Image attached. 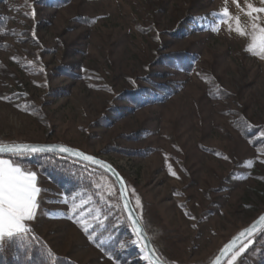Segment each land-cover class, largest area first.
I'll return each instance as SVG.
<instances>
[{
    "label": "rangeland",
    "instance_id": "rangeland-1",
    "mask_svg": "<svg viewBox=\"0 0 264 264\" xmlns=\"http://www.w3.org/2000/svg\"><path fill=\"white\" fill-rule=\"evenodd\" d=\"M34 1L0 0L10 32L0 36V144L64 143L108 160L162 253L175 264L207 263L264 210V153L233 125L242 114L264 124V59L247 48H264L257 32L264 11H256L264 0H70L38 8L37 27L28 6ZM190 14L201 26L187 24ZM177 50L198 55L194 72L160 63L159 55ZM66 68L76 75H60ZM149 79L175 92L129 109L123 92ZM211 80L230 95L215 97ZM102 116L108 126L97 124ZM114 146L151 151L137 157ZM0 159L37 173L38 215L26 223L54 251L79 264H117L85 231L97 215L89 195L68 199L37 165ZM101 179L116 196L114 182Z\"/></svg>",
    "mask_w": 264,
    "mask_h": 264
},
{
    "label": "trees",
    "instance_id": "trees-1",
    "mask_svg": "<svg viewBox=\"0 0 264 264\" xmlns=\"http://www.w3.org/2000/svg\"><path fill=\"white\" fill-rule=\"evenodd\" d=\"M69 1L70 0H38L30 2L28 6H30V9H32L31 16L32 18L34 17L33 20L35 21L36 27L39 22V20L36 19L38 8H45L46 6L59 8L66 5V3H68ZM188 17L190 18H188L189 20H187V24L191 25L190 27H194L195 25L201 26L200 24H198L200 18H197L192 14H190ZM80 20L90 21L88 17H83ZM6 24V17H1L0 36H5L10 33L6 28ZM257 32L260 33V36L264 37V31ZM35 33L32 37L34 41L39 42ZM169 33L171 34L172 32ZM182 33L188 32L184 28ZM249 46L247 48L252 53V55L264 59V48L262 49L260 46H252L250 48ZM158 57L160 58V63L162 65H166L171 68L188 73H192L195 71V62L198 59L197 54L192 53L188 50L169 51L159 55ZM0 65H2L1 60ZM42 67V63L33 64V69L40 74L45 73V70ZM67 74L74 76L76 75V72L70 70L69 68H66L63 70V72H61L60 75ZM147 81L149 83H147L146 86L135 87L133 90L123 92V98L130 104L129 109L132 110L134 108H140L147 104L157 103L175 92L172 85L155 81L153 79H149ZM211 81L213 86L211 87V93H213L215 97L225 98L230 95V92L227 91L218 82H216L215 80ZM55 93H58L59 96L64 95L60 92ZM32 110L34 111V109H31V111ZM111 111L112 115L114 116H117L120 113L119 110L115 108ZM97 124L108 126L110 124V120L107 116H102ZM233 125L243 139L247 140L253 148L262 150L264 153V124H255L249 118L242 114L241 117L237 118L234 121ZM128 137L131 136L128 135ZM202 148L204 150H207V152L216 154L218 156H224L223 152H221L220 150L206 147ZM114 149H116L115 152L117 153L135 155L137 157H146L151 151V148H149L150 150L139 149L138 152H130L129 150L118 148L116 146H114ZM4 156H10L11 158L16 159L22 165H37L42 174L47 176V178H49L56 186H58L65 192L68 199L72 198L73 193L78 192H81V194L85 196L89 195L93 199V204L95 206V210L97 211V215H95V217L92 219L89 231H87V235L89 237H92L91 242L93 245L97 246L105 255L114 258L117 264H150L149 262H144L140 258L139 248L132 243H129V240L132 237L134 238L135 235H132V226L124 211L118 185L107 172L79 160L55 153L34 155L15 154ZM251 167L253 166L251 165ZM232 175L234 176V172L232 173ZM102 177H105L114 182L117 190L116 196L108 195L105 192L103 187L104 182L101 179ZM144 226L156 251L161 256V258L168 264H175L162 253V251L159 249L152 236L150 235L145 224ZM239 231H237L236 233H238ZM117 237L119 238L118 243L116 242ZM225 243L222 244V247ZM217 253H215V255L211 257V260L217 255ZM211 260H209L205 264H208ZM0 264L79 263L75 260H72L66 255H62L54 251L43 237L32 230L25 235L7 239L6 244L0 247ZM233 264H264V229L248 241L247 250L241 255L237 256Z\"/></svg>",
    "mask_w": 264,
    "mask_h": 264
},
{
    "label": "snow or ice",
    "instance_id": "snow-or-ice-1",
    "mask_svg": "<svg viewBox=\"0 0 264 264\" xmlns=\"http://www.w3.org/2000/svg\"><path fill=\"white\" fill-rule=\"evenodd\" d=\"M249 7H251V5ZM256 11H264V9H256ZM226 12L227 9H225V13ZM255 27L256 25L254 24L253 28ZM253 41L255 43V37L253 38ZM252 46H254V44L249 47L251 48ZM52 148L53 146H47L46 148L41 146L25 145L23 147L13 146L7 149L0 147V152L8 151L13 154L20 155L25 154V152L37 154L52 150ZM60 150L64 153L73 151L70 147L65 146H60ZM76 152L77 156L82 157L84 161L111 170V165L106 162L99 160L92 155L80 152L79 150H76ZM169 167H171V165H169ZM171 174L174 176L176 175L174 171ZM117 179L121 181V184H124L123 178L119 177L118 174ZM42 191L43 190L38 187L36 172L23 170L11 159H0V242L5 241L6 238H15L32 231L26 222L33 221L38 215V195ZM137 205H139V200H137ZM128 212L133 225L132 235H142L136 227L137 220L131 207L128 208ZM260 220L264 221V216H261ZM85 231L87 232L89 229L85 227ZM251 231L252 229L248 228L241 232L238 237L234 238L230 243L224 246L221 250V255L224 253H230V250H235L236 240ZM89 239H92V237L90 236ZM144 239L146 240V238ZM116 242H119L118 237L116 238ZM131 243L133 245L137 244L139 243V240H132ZM144 247H147L146 243ZM247 248V241L241 243L239 250L235 251V255H232L231 260H229V264H232V261L235 260L241 253L245 252ZM219 261L220 257L218 256L216 258V264H219Z\"/></svg>",
    "mask_w": 264,
    "mask_h": 264
},
{
    "label": "water",
    "instance_id": "water-1",
    "mask_svg": "<svg viewBox=\"0 0 264 264\" xmlns=\"http://www.w3.org/2000/svg\"><path fill=\"white\" fill-rule=\"evenodd\" d=\"M25 145H29V146H41V147H46L47 146H53L52 150L49 151H45L42 153H37V154H44V153H55V154H59V155H63V156H67L70 157L72 159H76L79 160L81 162H84L86 164H89L91 166L97 167L105 172H107L117 183L118 188H119V193H120V197H121V202L124 208V211L126 213V216L129 220V222L131 223V219L129 217V212H128V208L131 207L134 213V216L137 220V224L136 227L139 229L140 233H142V235H135L137 240H139V244L142 248V250L144 251L145 257L147 258V260L149 261L150 264H168L167 262H165L161 256L158 254V252L156 251L150 236L136 210V208L134 207L130 194H129V188L127 185V182L125 180V178L122 176V174L120 173V171L108 160H105L104 158L100 157V156H96L90 153H87L79 148L76 147H72L70 145L64 144V143H36V142H23V143H10V144H0V147H3L4 149H7L9 147H13V146H17V147H23ZM60 146H65V147H70L71 149H73V151L64 153L61 152L60 150ZM76 150H79L80 152H83L85 154L88 155H92L94 157H96L99 160H102L104 162H106L107 164L111 165V170L105 169L100 167L99 165H94L92 163H89L87 161H84L82 157L77 156V152ZM25 154H30V155H34L31 152H25ZM4 155H15L11 152L8 151H4V152H0V156H4ZM117 174L119 175V177L123 178L124 184H121V181L119 179H117ZM264 216V211L256 218L254 219L248 226L242 228L238 233H236L230 240H228L223 247L220 249V251L217 253V255L208 263V264H216V258L219 256L220 257V261L219 264H225L229 258L235 254V251L239 250V246L241 243H243L244 241H249L251 240L254 236H256L259 232H261L264 229V221L260 220V217ZM131 226L133 227L132 223ZM251 228L252 231L248 232L245 236H241L239 239L236 240V249L235 250H230V253H224L223 255H221V250L224 248V246L228 243H230L234 238L238 237L239 234L241 232H243L245 229ZM146 238V240L144 239ZM145 243L147 244V247H144Z\"/></svg>",
    "mask_w": 264,
    "mask_h": 264
},
{
    "label": "bare ground",
    "instance_id": "bare-ground-1",
    "mask_svg": "<svg viewBox=\"0 0 264 264\" xmlns=\"http://www.w3.org/2000/svg\"><path fill=\"white\" fill-rule=\"evenodd\" d=\"M230 259V258H229Z\"/></svg>",
    "mask_w": 264,
    "mask_h": 264
}]
</instances>
